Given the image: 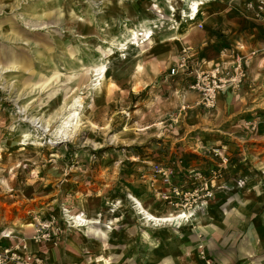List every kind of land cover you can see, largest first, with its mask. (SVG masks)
Returning a JSON list of instances; mask_svg holds the SVG:
<instances>
[{
  "label": "rangeland",
  "instance_id": "obj_1",
  "mask_svg": "<svg viewBox=\"0 0 264 264\" xmlns=\"http://www.w3.org/2000/svg\"><path fill=\"white\" fill-rule=\"evenodd\" d=\"M202 1L197 16L202 11L205 21L196 29L165 0H0V232L47 251L51 264H198L193 238L217 264L216 256L227 257L224 264H264L259 232L236 212L242 194L221 197L230 198L231 211L222 231L213 225L223 219L206 208L194 216L211 221L166 228L170 241L163 228L142 225L128 198L134 192L166 213L165 204L159 211L152 205L160 202L149 181L151 166L179 164L191 172L219 163L213 151L219 145L206 138L208 110L186 112L174 94L177 80L167 76L186 46L193 58L206 60L230 47L227 34L211 30L208 19L228 6ZM248 1L232 0L230 14L239 15ZM141 25L152 29L153 40L118 50L127 30ZM206 36L216 41L200 49ZM256 39L260 47L264 36ZM105 62L97 90L93 69ZM256 72L259 78L264 71ZM225 148L227 170L248 171L246 163L233 161L243 154L240 147ZM257 149L249 147L259 155ZM256 170L264 178V164ZM234 182L232 190L243 186ZM68 208L86 218L100 215L94 229L107 235L72 226Z\"/></svg>",
  "mask_w": 264,
  "mask_h": 264
},
{
  "label": "crops",
  "instance_id": "obj_2",
  "mask_svg": "<svg viewBox=\"0 0 264 264\" xmlns=\"http://www.w3.org/2000/svg\"><path fill=\"white\" fill-rule=\"evenodd\" d=\"M216 1L220 6L228 7L226 8V10H222L221 8L218 11H214L213 14L209 15L210 17L208 16V19L212 18L211 25L209 27L211 30L220 29L221 32L226 33V37L230 42V47L221 50L217 54V56L207 60L205 58H193V53L190 52L192 56L191 60L199 66L209 67L219 60H225L229 52L231 50H235L246 58L248 67L253 60L257 61L259 60V58H262V61L261 63H258L257 66L252 67L249 70V80L239 89H227L221 92L218 95L216 107L213 109L208 110L199 105L198 95L195 92L187 89L188 80H185L181 76H177L174 78L177 80L178 84V86L174 90V94L178 98L177 101H181L182 107H185V110L188 113L195 112L200 114L199 108L208 110L206 111L207 113L205 117L209 116L208 119L210 120L207 123L209 124L208 126H210L209 129L211 130V132H207V142H213L215 145H219L221 152L227 155L229 159L230 156L226 152L225 147H234L235 145V147H240V150L243 151V154L235 155L236 158L233 161L246 163L245 165H243V168H248V171L242 170V167L233 165L234 167H236V169L230 170V172L225 167L226 169L224 175L226 173L228 174L225 177L223 175L224 179L222 178L216 183V186L218 187L220 185L223 186V190L216 188L213 197L208 201L207 208H209V210L211 211V217H214L215 219L218 216L219 218L221 217L223 219V222L221 224L215 225V223L213 225L214 230L219 232L222 231L220 226H229V214L231 213V211H229L227 204L230 198L225 199L224 197L221 200V197L224 196V193L242 194L243 200L240 201L241 206H237L236 212L243 219H250V228L255 227V230L259 232V240L261 242H264V178L261 175L259 176L256 170L263 167L264 164V146L258 145L264 142V72H261L264 70L258 68L259 65H264V52L262 51V49L264 48V43L260 47H258L259 41H257L256 39L259 34H262L264 36V25L253 20L251 12L245 9V7L240 11L239 15L235 13L237 16H232V14H230L229 12V10L231 9L230 3L232 2V0ZM203 21H205V17L204 13L201 11L195 18V20L191 22L192 24H194V28L199 29L195 26V24L197 22ZM211 30L209 32H211ZM215 41V38L206 36L199 42V48L202 49L206 45L208 46L213 44ZM188 47L190 49L192 48L191 46ZM258 53L263 57H258ZM258 70L262 73L260 74L259 72L261 76H259V78L257 76L258 74H254ZM201 123L205 124V122ZM201 128H205L204 125ZM251 146H258L257 152L259 153V155H256L251 150H249V147ZM171 167L175 172L173 180L186 185L185 183H188V170L184 169V167L180 166L179 164L177 166L178 168L176 166ZM249 171L251 173H249ZM257 174L259 179H261V182L259 183L257 181ZM237 179H240V181H242L243 186H241L239 190L237 188L232 190L229 186H231L232 182L236 181ZM153 185H155V190L157 186L161 187V184L158 181L154 182ZM152 205L157 206L158 211L159 208L163 206L161 202L159 203V205ZM222 209L226 212L225 216H223ZM170 210L171 209L167 206L165 211L167 213L170 212ZM207 217L210 218V215L207 214ZM198 219L199 222H201V220L204 222L212 220V218L211 220H203L202 216H199ZM199 222H197L196 224H198ZM9 234L12 233H9L6 230L0 232V244H12L19 242L22 239V237H19L18 235L17 237L13 238ZM168 240L170 241V239ZM181 240L182 237L177 238L178 242H180ZM198 242L199 241L196 240V238H193V242L190 246L191 251H197ZM35 245L37 246L38 244ZM28 248L30 251L44 256L48 262L49 260H51L48 257L47 251L45 255V252L44 250H42V248H31V245L30 247L28 246ZM216 259L220 264H224L228 260L227 257L226 260L225 258L223 259L220 256H216ZM198 264H200V261H198Z\"/></svg>",
  "mask_w": 264,
  "mask_h": 264
},
{
  "label": "built area",
  "instance_id": "obj_3",
  "mask_svg": "<svg viewBox=\"0 0 264 264\" xmlns=\"http://www.w3.org/2000/svg\"><path fill=\"white\" fill-rule=\"evenodd\" d=\"M245 9L251 12L253 20L264 25V0H249ZM190 20L193 21L195 18ZM195 26L199 29L203 28L202 22H197ZM262 51L264 52V48ZM191 58L190 48L186 46L178 60L168 68L167 76L170 78L181 76L188 80L187 89L198 95V103L205 109L216 107L221 92L227 89L236 90L250 78L246 58L235 50H231L225 60H219L209 67L199 66ZM213 151L219 159L218 165L211 166L207 170L189 172L188 178L192 181V186L174 181L175 172L171 166L158 164L151 166L148 173L151 186L157 181L161 184V187L156 188V198L173 211L184 210L194 215L204 211L215 189L218 188L216 183L223 178L229 159L219 147ZM142 176L147 175L143 173ZM43 237L49 240L50 233L45 232ZM197 249L200 264H217L207 255L203 245L200 244ZM0 264L50 263L44 256L30 251L26 241L21 240L12 244H0Z\"/></svg>",
  "mask_w": 264,
  "mask_h": 264
},
{
  "label": "bare ground",
  "instance_id": "obj_4",
  "mask_svg": "<svg viewBox=\"0 0 264 264\" xmlns=\"http://www.w3.org/2000/svg\"><path fill=\"white\" fill-rule=\"evenodd\" d=\"M165 2L170 4L171 11L174 12L175 10H179L180 15L186 17L188 20L196 18L200 10V5L204 4L202 0H180V5L177 4L176 6H174L172 0H165ZM138 27L139 26H136L135 28L127 30L128 36L127 38H125V42L116 44L118 50L123 51L127 49L130 42L131 44H133L134 42L141 41L140 43H144L151 42L153 40V31L151 28H143L142 25V28ZM93 71L95 76L94 80L96 81L93 86L95 89L99 90L102 84V80H104L105 74L107 72V63L105 62L99 64L96 68L93 69ZM260 174L261 176H263L261 172ZM128 198L130 199V201H132V207L135 210V213L138 215L139 220L142 222V225L147 227L154 226L163 228L161 233L165 239H168V236L170 234V232L166 228H179L182 225H188L194 228V222H199V216L196 217L194 216V214L188 213L184 210H177L173 211L172 213H156L150 206L145 203L141 196L137 195L134 192L129 193ZM66 212L72 226L82 228V230L86 228V232L94 233L103 238L107 235V231L103 229H94V225L101 222L100 215H97L93 218H86L84 214H77L74 210L69 208ZM16 236V234H11V237L13 238ZM151 250L153 251V249ZM49 253L50 255L55 256V251L51 250L49 251ZM102 263L106 264L108 263V261L103 260Z\"/></svg>",
  "mask_w": 264,
  "mask_h": 264
}]
</instances>
